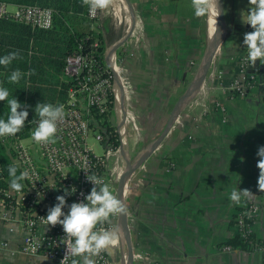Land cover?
<instances>
[{"label":"crops","instance_id":"0c3cea01","mask_svg":"<svg viewBox=\"0 0 264 264\" xmlns=\"http://www.w3.org/2000/svg\"><path fill=\"white\" fill-rule=\"evenodd\" d=\"M128 1L135 28L124 47L130 53L123 72L127 121L123 124L115 113L109 119L119 124L121 134L127 130L131 136L124 147L135 161L160 140L138 164L124 196L134 264H264V189L258 186L257 165L259 146L264 145V65L259 58L255 70L261 85L244 97L230 92L237 62L246 50L244 33L253 30L240 17L249 0H226V5L222 0L226 35L219 38L200 93L174 120L177 103L204 58L211 0ZM130 15L120 0H105L96 24L105 52L126 36ZM116 155L109 183L115 193L126 166L122 154ZM238 186L251 192L236 203L229 194ZM251 202L260 208L251 232L262 249L229 244L239 234L238 214ZM25 234L18 222L0 220V244H9L0 245V264H54L20 252ZM117 236L108 249L116 262L128 251ZM227 246L232 250H225ZM76 261L84 264L83 257Z\"/></svg>","mask_w":264,"mask_h":264},{"label":"built area","instance_id":"2783aa9c","mask_svg":"<svg viewBox=\"0 0 264 264\" xmlns=\"http://www.w3.org/2000/svg\"><path fill=\"white\" fill-rule=\"evenodd\" d=\"M120 2L123 8L129 11L125 0ZM104 3L105 0H91L88 14L95 22L102 14ZM12 7L14 10H10L7 4H1L0 17L12 18L19 23L44 30L53 27V12L49 8L25 5ZM101 47V42L96 40L88 48L81 47L80 52L67 57L64 73L71 84L68 99L63 103L65 115L58 122V131L54 140L47 143L36 142L31 132L25 138L18 133L2 137L3 142L8 143L12 150L13 162L20 170L28 169L30 175L25 179L22 191L0 188V220L5 223L18 222L25 229L26 234L22 240L20 252L45 257L54 264H62L66 255V245L62 242L66 240L63 237L65 233L60 224L46 226L42 216H46L48 209L57 202L58 195H66L69 205L73 201L85 198V194L89 193L93 187L92 182L87 179L86 170L103 177L105 182L109 183L112 175L109 156L111 153H119L124 146L121 130L117 128L115 132L120 144L117 147L114 146L111 141V132L107 128L110 124L105 118L113 112L120 121L124 120L123 124L127 121L128 112L125 105L127 84L123 72L126 56L130 57V53L123 48L121 56L117 51L111 55L107 63L106 52ZM246 56L245 50L237 62L230 86V92L240 97L246 96L249 91L262 83L259 72L257 70L252 72L253 65L249 64ZM117 74L122 77L123 88L120 86ZM221 76L219 73L220 78ZM213 105L222 112H226V108L222 107L218 101H213ZM31 126L34 127L32 123ZM90 133L104 144L105 155H97L91 149L88 144ZM30 137L37 145L39 152L36 150L34 153L33 147L24 145L23 141ZM53 184L56 187H51ZM72 187H75L77 191L68 195L65 188L70 190ZM40 192L44 193L43 198L38 195ZM259 210L258 204L251 202L236 218L242 239L255 249L257 248L249 237L253 235L251 228ZM101 226L115 230L118 233L119 244L125 245L119 213L111 216L102 225H98V227ZM0 245L6 248L9 244L1 242ZM224 249L230 251L232 247L227 246ZM81 257L83 256H68L63 264H72L73 259L77 260ZM91 258L95 264H124L127 253L124 251L117 262L112 259L108 250Z\"/></svg>","mask_w":264,"mask_h":264},{"label":"clouds","instance_id":"9594fccd","mask_svg":"<svg viewBox=\"0 0 264 264\" xmlns=\"http://www.w3.org/2000/svg\"><path fill=\"white\" fill-rule=\"evenodd\" d=\"M218 15L220 9L216 0ZM199 15V9H197ZM241 21L250 24L252 31L244 33L243 44L246 46L247 60L250 65H255L259 58L264 65V0H249L247 9H242L240 13ZM18 56V52L12 51L0 55V65L8 66ZM24 72L15 68L7 76V80L18 83ZM0 101H6L8 113L6 118L0 117V137L15 135L25 127L29 117V108L32 107L21 102L16 96L10 94V90L3 83H0ZM64 105L51 102H37L35 105V117L30 123L34 125L31 129V136L36 142L47 143L55 139L58 131V122L64 118ZM257 165L260 169L258 186L264 189V145L259 146ZM8 173L11 177L9 187L13 191H22L24 181L29 177L28 169L18 171L16 163L9 164ZM87 179L92 182L93 187L90 192L85 194V198L80 201H73L70 205L66 195H58L57 202L48 209L47 215L42 216L46 226L60 224L63 226L66 240L62 242L66 245V257L83 256L84 264H94L91 258L102 251L108 250L115 242L116 231L111 228L98 227L111 216L119 213H126L125 204L120 196L112 189L111 185L105 182L104 178L89 173L86 170ZM51 187H56L53 184ZM77 189L72 187L70 190L65 188L68 195L75 193ZM251 191L247 188L241 189L239 186L234 188L229 194L230 201L239 203L242 196H247ZM38 195L43 198L44 193ZM67 207V211L65 208ZM62 261V264H63ZM72 264H77L75 259Z\"/></svg>","mask_w":264,"mask_h":264},{"label":"trees","instance_id":"16d2710c","mask_svg":"<svg viewBox=\"0 0 264 264\" xmlns=\"http://www.w3.org/2000/svg\"><path fill=\"white\" fill-rule=\"evenodd\" d=\"M91 0H0L9 6H40L53 12V27L49 30L39 29L14 21L12 18L0 17V55L16 51L18 56L10 65H0V83L10 90L21 102L31 105L28 121L18 134L25 138L30 135V121L35 117L37 102L63 104L68 99L71 81L64 73L66 59L69 55L80 52L81 47L88 48L96 40L103 38L97 32L95 21L88 12ZM15 68L24 72L18 83L7 80V76ZM8 106L0 101V117L6 118ZM110 112L108 117L112 115ZM114 146L120 142L113 125L108 126ZM13 153L8 143L0 137V188H10L11 177L8 173L9 164L14 163ZM18 171H20L18 167ZM257 249L263 245L249 237ZM229 244L247 249L249 243L238 234Z\"/></svg>","mask_w":264,"mask_h":264},{"label":"water","instance_id":"95a60500","mask_svg":"<svg viewBox=\"0 0 264 264\" xmlns=\"http://www.w3.org/2000/svg\"><path fill=\"white\" fill-rule=\"evenodd\" d=\"M130 14L132 16V23L130 25V28L126 34V36L120 40L112 49H110L109 51L106 52V62L108 63L110 60L111 55H113L114 53H116L118 51V49L120 47H122L123 45H125V43L129 40L131 34L133 33V30L135 28V18L132 12V8L130 5V2L128 0H125ZM217 6V4H216ZM222 6V0H218V7L220 9V14L218 15V23L220 25H222V23L224 24L223 21V12L221 9ZM218 9V8H217ZM209 47V46H208ZM217 51H214L212 57L210 58V60L207 59L208 56V51L206 56L203 59V62L200 64V67L198 69L197 75L194 78L191 86L188 88V90L186 91V93L183 95V97L180 99V101L177 103L176 109L174 111L173 114V120L176 118V115L178 114V112L185 106L187 105L192 99H194V97L197 95V93L201 90V88L203 87V83L205 81V77L207 75V72L210 68V65L212 64L213 58L215 57ZM207 62V66L204 67L203 70V65ZM259 66V60L257 59L256 64L252 66V72L255 71V69H257ZM117 79L120 83L121 88H123L122 86V77L121 75L117 74ZM122 109H123V115H124V119H125V113H124V106L122 105ZM124 123V120H123ZM168 129V128H167ZM166 129V130H167ZM163 137V136H162ZM161 137V138H162ZM160 138V139H161ZM160 140H157L156 142H154L153 144L150 145V147L148 149H146L138 158V160L134 161V162H130L129 160V156H128V152L125 151L124 147H121L120 149V153L123 156L124 162H125V171L121 177L120 183L118 184V188H117V195L120 196L123 200V202L125 201V193L128 190V183L129 180L131 179V176L134 174L138 164L140 163V161L144 160L145 158H147L153 151L154 149L159 145ZM126 208V206H125ZM119 221H120V225L122 227L123 230V234H124V238L127 244V258L125 260L124 264H134L135 261V256H134V252H133V248L131 245V236H130V232H129V228H128V223H127V209H126V213L121 215L119 214Z\"/></svg>","mask_w":264,"mask_h":264},{"label":"rangeland","instance_id":"374dc122","mask_svg":"<svg viewBox=\"0 0 264 264\" xmlns=\"http://www.w3.org/2000/svg\"><path fill=\"white\" fill-rule=\"evenodd\" d=\"M224 3H225V5H226V0H224ZM10 10H14V8L12 7V6H10V8H9ZM226 17H227V19H228V14H227V7H226ZM97 24V22H95V25ZM222 27V28H221ZM220 28L221 29H219V38H221V40H222V38L223 37H225V35H226V27H225V24H223L222 23V25L220 26ZM204 41H205V44H203V48H204V56H203V54H202V56L201 57H205L206 56V54H207V50H208V46H209V42H210V38H208V39H204ZM209 41V42H208ZM220 43H221V41H220ZM217 46H219V40H218V43H217ZM217 46H216V49H217ZM125 47V45H123L122 47H120L119 49H118V55L119 56H121V54H122V49ZM216 49H215V51H216ZM215 58V57H214ZM214 58H213V60H214ZM204 59V58H203ZM213 62V61H212ZM202 62H200L199 63V65L198 66H195V70H197L198 68H199V66H200V64H201ZM198 67V68H197ZM197 72H198V70L197 71H195L193 74L194 75H192V79L194 80V78L196 77V75H197ZM110 117V116H109ZM109 117L107 116L105 119L107 120V122L110 124V125H113L112 124V122L110 121V119H109ZM120 123V122H119ZM119 125V124H118ZM118 125H113L114 127H115V129L117 128V129H119L120 130V127L118 126ZM108 128V127H107ZM126 131L127 130H125L123 133H122V136H123V139H124V141H125V139L127 138L128 140H129V138L128 137H131V136H129V134L128 133H126ZM97 133V132H96ZM118 133L120 134V132L118 131ZM117 134V133H116ZM23 143H24V145H26V146H28V147H33V152L35 153V151L37 150L38 151V147H37V145L36 144H34V142H33V140H32V138L30 137V138H28V139H26V140H24L23 141ZM88 144H89V146L91 147V149L95 152V154H97V155H105V153H106V151H105V146H104V144L103 143H101L100 141H98V140H96V138H95V136H94V134L93 133H90V135H89V138H88ZM124 147V146H123ZM124 149H125V151H127V152H129L128 151V146L126 147H124ZM39 152V151H38ZM134 153H136V152H134ZM130 154H131V156H132V154H133V151H132V153L130 152ZM134 158H135V156L134 157H131V158H129V160H130V162L132 163V162H134L135 160H134ZM109 162H110V168L113 170L114 169V167H115V165L117 166V164H116V162H117V155H116V153H111L110 154V156H109ZM124 165H125V163H123ZM124 165H123V167H124ZM124 169H125V167H124Z\"/></svg>","mask_w":264,"mask_h":264},{"label":"bare ground","instance_id":"6f19581e","mask_svg":"<svg viewBox=\"0 0 264 264\" xmlns=\"http://www.w3.org/2000/svg\"><path fill=\"white\" fill-rule=\"evenodd\" d=\"M216 0H211V6H210V10H211V17L209 19V38H210V42H209V47H208V56L207 59L210 60V58L212 57L215 48L217 46L218 40H219V29L220 28V24L218 23V9L216 6ZM203 62V60H202ZM207 66V62L203 65V70L204 67Z\"/></svg>","mask_w":264,"mask_h":264},{"label":"flooded vegetation","instance_id":"af4514ba","mask_svg":"<svg viewBox=\"0 0 264 264\" xmlns=\"http://www.w3.org/2000/svg\"><path fill=\"white\" fill-rule=\"evenodd\" d=\"M109 183H111V181Z\"/></svg>","mask_w":264,"mask_h":264}]
</instances>
